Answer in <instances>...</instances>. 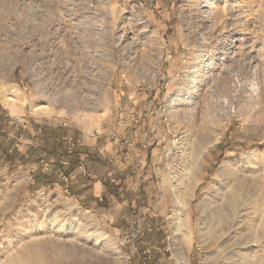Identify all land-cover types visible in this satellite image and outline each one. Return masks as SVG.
Returning <instances> with one entry per match:
<instances>
[{"label":"rangeland","instance_id":"374dc122","mask_svg":"<svg viewBox=\"0 0 264 264\" xmlns=\"http://www.w3.org/2000/svg\"><path fill=\"white\" fill-rule=\"evenodd\" d=\"M0 264H264V0H0Z\"/></svg>","mask_w":264,"mask_h":264},{"label":"crops","instance_id":"0c3cea01","mask_svg":"<svg viewBox=\"0 0 264 264\" xmlns=\"http://www.w3.org/2000/svg\"><path fill=\"white\" fill-rule=\"evenodd\" d=\"M43 131H45V133H51V134H49V136L52 138L53 133L56 132V129H55V127L43 128Z\"/></svg>","mask_w":264,"mask_h":264},{"label":"bare ground","instance_id":"6f19581e","mask_svg":"<svg viewBox=\"0 0 264 264\" xmlns=\"http://www.w3.org/2000/svg\"><path fill=\"white\" fill-rule=\"evenodd\" d=\"M193 82H195V81H193ZM9 101H13V100L10 99ZM10 103H11V102H10ZM39 109H40V108H36V109L33 108L32 111L36 113V111H38ZM41 110H42V109H41ZM42 111H43V110H42ZM44 111H45V110H44ZM90 119H92V118H90ZM92 121H93V120H92ZM92 121H91V122H92ZM91 122H90V123H91ZM94 122H95V120H94ZM92 124H94V123H92ZM226 196H227V195H226ZM229 196H232V195L229 194ZM227 197H228V196H227ZM232 198H233V197H232ZM234 198H235V197H234ZM235 199H236V198H235ZM229 202H230V201H229ZM230 204H231V203H230ZM234 204H235V203H234ZM236 205H237V204H236ZM234 207H235V206H234ZM237 207H238V206H236V209H237ZM240 209H241V208H240ZM229 210H230V209H229Z\"/></svg>","mask_w":264,"mask_h":264}]
</instances>
